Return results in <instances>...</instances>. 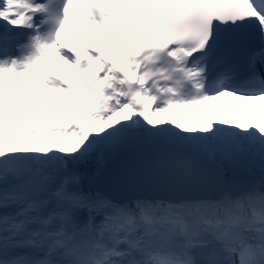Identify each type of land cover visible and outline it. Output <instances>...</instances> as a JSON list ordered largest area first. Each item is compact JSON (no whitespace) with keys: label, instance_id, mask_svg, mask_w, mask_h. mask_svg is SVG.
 Listing matches in <instances>:
<instances>
[{"label":"snow or ice","instance_id":"snow-or-ice-1","mask_svg":"<svg viewBox=\"0 0 264 264\" xmlns=\"http://www.w3.org/2000/svg\"><path fill=\"white\" fill-rule=\"evenodd\" d=\"M221 97L246 118H217ZM193 106L195 125L161 118ZM257 107L264 0H0V264H264ZM49 108L55 127L31 115Z\"/></svg>","mask_w":264,"mask_h":264},{"label":"rangeland","instance_id":"rangeland-1","mask_svg":"<svg viewBox=\"0 0 264 264\" xmlns=\"http://www.w3.org/2000/svg\"><path fill=\"white\" fill-rule=\"evenodd\" d=\"M7 107H8V105L6 104L5 105V109L6 110H7ZM196 107L197 108H201L199 106H193L191 108H195L196 109ZM230 108L232 109V107H230ZM49 109H50V114L49 115L42 114V113H37V116L42 114L41 116H44L48 120L49 124L53 127L56 124V121H55V119H54V117L52 115V111L54 110V108H49ZM180 109H181V107H180ZM204 109H207V106H205ZM220 109H221V107H220ZM179 111L180 110L178 109V107H174V108L170 109L168 112L162 113L161 114V118L169 120V121H175L177 123H188V124H192V125L197 123V122H193V121L189 120L188 114H190V112L185 114V121L183 122L182 121V117L184 116V114H181ZM221 111H222V109H221ZM235 111H236V108H235ZM260 112L258 111V112L254 113V114L258 115ZM21 115L24 116V117H27L29 114L27 112H25V111H22ZM31 115H32V113H31ZM121 116H125V115L121 114ZM117 119L121 120L119 118H117ZM20 127L22 129L21 135H23L24 133L27 132V119H24L21 122ZM35 142L38 145H41V146L43 145V141L41 140V138L39 136L36 137V141ZM58 143H59V141L53 137L52 144L55 145V144H58ZM89 171H93V170L89 169Z\"/></svg>","mask_w":264,"mask_h":264},{"label":"bare ground","instance_id":"bare-ground-1","mask_svg":"<svg viewBox=\"0 0 264 264\" xmlns=\"http://www.w3.org/2000/svg\"><path fill=\"white\" fill-rule=\"evenodd\" d=\"M221 98H223V97H221ZM225 98H229V100L232 101V104L229 105V107L237 108L239 105L241 106V102L242 101L238 102V101L234 100L232 97H225ZM242 105H244V104H242ZM178 109L180 110L179 112L181 114H184V116L182 117V121L183 122L185 121V114H187L188 112H190V114H188V118H189V120H191L193 122H197L198 120H200L202 118H207V111L204 108H197L196 107V109H195V108H191V107H185V108H181L180 109V107H178ZM49 111H50L49 109H44V110H42V113L46 114V115H49L50 114ZM258 111L259 112L263 111L262 112V114H263L264 113V108L257 107L256 110H255V113L258 112ZM39 112H36V113H39ZM261 112L258 115H256V116L259 117L260 115H262ZM124 113H126V115H127V110H125ZM221 116H227L229 118L228 113L227 112H222L221 109H220V112L217 113V118L221 117ZM117 118L122 119L123 116H120V117H117ZM193 125H195V124H193Z\"/></svg>","mask_w":264,"mask_h":264}]
</instances>
